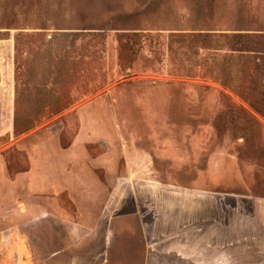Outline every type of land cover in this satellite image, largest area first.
I'll list each match as a JSON object with an SVG mask.
<instances>
[{
    "label": "rangeland",
    "instance_id": "374dc122",
    "mask_svg": "<svg viewBox=\"0 0 264 264\" xmlns=\"http://www.w3.org/2000/svg\"><path fill=\"white\" fill-rule=\"evenodd\" d=\"M0 264H264V0H0Z\"/></svg>",
    "mask_w": 264,
    "mask_h": 264
},
{
    "label": "crops",
    "instance_id": "0c3cea01",
    "mask_svg": "<svg viewBox=\"0 0 264 264\" xmlns=\"http://www.w3.org/2000/svg\"><path fill=\"white\" fill-rule=\"evenodd\" d=\"M46 153L49 154V151L46 150ZM51 157L52 156H50V158ZM52 161L53 160H50L48 165H46L45 162L42 163V166L40 168V174L44 175L45 179L35 186V187H38L37 192L39 193L42 192L46 194H55L60 189V186L63 185V183H67L69 180L68 178H65V177L61 179V178H58L57 176H54V175H57V172L54 170ZM102 161H103L102 158H97V159L91 160V163L94 166L98 167L100 164H102ZM85 164L88 167L87 162ZM38 171L39 170L37 168L36 172L38 173Z\"/></svg>",
    "mask_w": 264,
    "mask_h": 264
},
{
    "label": "trees",
    "instance_id": "16d2710c",
    "mask_svg": "<svg viewBox=\"0 0 264 264\" xmlns=\"http://www.w3.org/2000/svg\"><path fill=\"white\" fill-rule=\"evenodd\" d=\"M14 125H15V129H16V131L18 132L19 127H18V119H17V118H15V123H14Z\"/></svg>",
    "mask_w": 264,
    "mask_h": 264
}]
</instances>
